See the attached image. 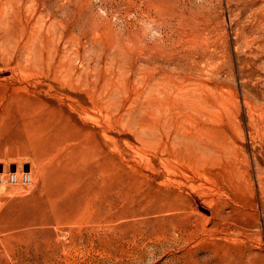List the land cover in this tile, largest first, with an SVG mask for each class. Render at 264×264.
<instances>
[{
  "label": "rangeland",
  "instance_id": "1",
  "mask_svg": "<svg viewBox=\"0 0 264 264\" xmlns=\"http://www.w3.org/2000/svg\"><path fill=\"white\" fill-rule=\"evenodd\" d=\"M0 12V33L9 37L21 27L51 34L49 12L67 19L71 42L55 48L57 65L90 82V100L74 92L66 98L59 82L51 81L53 89L48 80L36 83L38 70L17 62L16 52L10 66L0 63L1 170L30 172L28 183H0V264H264V0H0ZM149 111L176 116L179 130L199 135L190 138L193 150L223 158L226 169L176 154L173 131L160 136L140 125L153 119ZM163 156H176L171 168ZM239 203L256 209L222 214ZM228 225L234 232L224 238Z\"/></svg>",
  "mask_w": 264,
  "mask_h": 264
},
{
  "label": "bare ground",
  "instance_id": "2",
  "mask_svg": "<svg viewBox=\"0 0 264 264\" xmlns=\"http://www.w3.org/2000/svg\"><path fill=\"white\" fill-rule=\"evenodd\" d=\"M160 8V7H159ZM0 15H5V12L4 13H1L0 12ZM52 16L53 17V30L51 31L52 33L51 34H41L40 36L39 35H37V33H36V31H32V33H31V31H28L27 30V28H25V27H21V31L19 32H17V33H15L12 37H9L6 33H0V63L1 64H5V63H8V62H10L11 60H12V56H13V54L16 52V55H18V58H17V62H20L21 60H25L26 61V63H28V64H30V65H32V66H34L35 67V69H37L38 70V73H39V78L36 80V83H38V84H44L45 82V80H48V81H50V82H46L47 83V85H48V87H50L51 89H53L54 88V86L52 85L53 84V82L51 83V81H57V82H59L60 83V85H61V88H64L65 90H66V92L68 93V94H65L64 96L66 97V98H69V97H71V94H70V92L72 93V92H74V93H76V94H78V97H82V99H83V96H81L80 94H85L86 96H87V99H89V97H90V87H89V85H90V82L88 83L86 80H85V78L83 77L82 79H80V82H77L76 81V76H73V74L70 72V70H69V68H63V67H60L59 65H57V60H56V55H54L55 53H56V49L55 48H57L58 47V44H59V42H71V35H72V33H71V28H70V24H69V21L67 20V19H62V18H58V17H56V15H54V14H51V12H49V16ZM160 17V16H159ZM166 18V17H165ZM199 20H201V19H199ZM261 23V22H260ZM178 25V24H177ZM182 26V25H181ZM51 28V27H50ZM182 28V27H181ZM259 28V27H258ZM55 29V30H54ZM135 31V30H134ZM138 32V31H137ZM136 32V33H137ZM183 32H186V30L185 31H183ZM182 32V33H183ZM193 32H195V31H193ZM197 32V31H196ZM262 32V31H261ZM142 33H143V31H142ZM191 34V33H190ZM137 35V34H136ZM144 35V34H143ZM196 35V34H195ZM122 36V35H121ZM127 36V35H126ZM135 36V35H134ZM191 36V35H190ZM182 37H184V36H182ZM189 37V36H188ZM196 37V36H195ZM44 38H46V39H44ZM197 38V37H196ZM49 39V40H48ZM130 39V38H129ZM143 39V38H142ZM182 39H184V38H182ZM186 39V38H185ZM50 40H56V43H55V45L53 46L52 44H50ZM145 40V39H144ZM43 41H46V42H44V43H42ZM194 41V40H193ZM198 41V40H197ZM259 41V40H258ZM125 42V41H124ZM251 42V41H250ZM123 43V42H122ZM130 44H131V42H129ZM135 43V42H134ZM138 43V42H137ZM143 43V42H142ZM151 43V42H150ZM261 43V42H260ZM49 44H50V47H51V49H50V47H49ZM126 44V43H125ZM129 44V45H130ZM166 44V43H165ZM180 44V43H179ZM184 44V43H183ZM197 44V43H196ZM244 44V43H243ZM128 45V44H127ZM126 45V46H127ZM137 45V44H136ZM185 45V44H184ZM198 45H199V43H198ZM117 46V45H116ZM125 46V45H124ZM131 46V45H130ZM130 46H129V50H130ZM149 46V45H148ZM176 46V45H175ZM186 46V45H185ZM36 47V48H35ZM119 47H121V46H119ZM134 47V46H133ZM147 47V46H146ZM38 48V49H37ZM52 48L53 49H55V50H52ZM122 48V47H121ZM124 48V47H123ZM138 48V47H137ZM152 48V47H151ZM163 48V47H162ZM251 48V47H250ZM113 49V48H112ZM119 49V51H120V48H118ZM175 49V48H174ZM116 50V49H115ZM134 50V49H133ZM140 50V49H139ZM138 50V51H139ZM185 50V49H184ZM149 51H151L150 50V48H149ZM187 51V50H186ZM45 52V53H44ZM116 52V51H115ZM118 52V51H117ZM148 52V51H147ZM181 52V51H180ZM184 51H182V53H183ZM257 52V51H256ZM146 53V52H145ZM110 54V53H109ZM112 54V53H111ZM117 54H119V53H117ZM121 55H122V52L120 53ZM135 54V53H134ZM141 54V53H140ZM148 54H150L149 52H148ZM139 55V54H138ZM142 55H144V54H141V56ZM146 55H147V53H146ZM146 55H144V56H146ZM117 56V55H116ZM134 56V55H133ZM19 57H23V59H20ZM119 57V56H118ZM138 57V56H137ZM147 57V56H146ZM181 57V56H180ZM120 58V57H119ZM136 58V57H135ZM143 58V57H142ZM189 58V57H188ZM191 58V57H190ZM189 58V59H190ZM122 59V58H121ZM153 59V58H152ZM14 60V59H13ZM116 60V59H115ZM150 60V59H149ZM156 60V59H155ZM188 60V59H187ZM207 60H208V58H207ZM210 60V59H209ZM120 61V60H119ZM142 62H143V60H141ZM159 61V60H158ZM185 61V60H184ZM212 61V60H211ZM146 62H149V61H146ZM135 63V62H134ZM143 64V63H142ZM144 64H146V63H144ZM170 64V63H169ZM184 64V63H183ZM211 64H212V62H211ZM214 64V63H213ZM8 65H9V63H8ZM23 65H25V64H23ZM6 65H4L2 68H4ZM10 66V65H9ZM143 66V65H142ZM141 65H140V68L142 67ZM191 66V65H190ZM192 66H193V64H192ZM218 66V65H217ZM1 67V66H0ZM144 68H145V70L144 71H146V69L147 68H149L150 69V67H151V65L149 66L148 65V67L147 66H143ZM142 67V68H143ZM164 67H165V64H164ZM198 67H200V66H198ZM218 67H220V66H218ZM6 68V67H5ZM139 68V69H140ZM152 68V67H151ZM210 68H212V67H210ZM196 69V68H195ZM216 69V68H215ZM142 70V69H141ZM148 70V69H147ZM153 70V69H152ZM162 70V69H161ZM167 70V69H166ZM165 70V71H166ZM183 70H185V69H183ZM190 70H193V69H190ZM199 70V69H198ZM3 71H4V69H3ZM151 71V70H150ZM187 71V70H186ZM141 72V71H140ZM147 72V71H146ZM167 72H168V70H167ZM166 72V73H167ZM189 72V71H188ZM188 72H187V74H188ZM211 72H213V71H211ZM214 72H215V70H214ZM138 73V72H137ZM143 73H145V72H143ZM161 73V72H160ZM170 73V72H169ZM172 73V72H171ZM178 73V72H177ZM192 73V72H191ZM191 73H189L187 76L189 77L190 75H191ZM199 73V72H198ZM148 74V73H147ZM181 74L182 73H180V76H181ZM184 74H186V73H184ZM183 74V75H184ZM201 74H203V73H201ZM200 74V75H201ZM207 74H209V73H207ZM212 74V73H211ZM215 74V73H214ZM218 74V73H217ZM151 75V74H150ZM162 75H163V73H162ZM167 75V74H166ZM170 75V74H169ZM182 75V76H183ZM192 75H193V73H192ZM191 75V76H192ZM199 75V74H198ZM199 75V76H200ZM7 76H8V74H7ZM142 76V75H141ZM140 76V77H141ZM160 76V75H159ZM185 76V75H184ZM183 76V77H184ZM195 76H196V74H195ZM199 76H197V77H199ZM203 76V75H202ZM202 76H200V77H202ZM207 76H209V75H207ZM217 76V75H216ZM6 77V76H5ZM162 77V76H161ZM164 78H166L165 76H163ZM163 77H162V79H163ZM197 77H196V79H197ZM199 77V78H200ZM213 77V76H212ZM211 77V78H212ZM215 77V76H214ZM214 77H213V79H214ZM143 78V77H142ZM193 78V77H192ZM203 78V77H202ZM206 78V77H205ZM209 78V77H208ZM217 78V77H216ZM2 79V78H1ZM144 79H147L146 78V74H145V78ZM143 79V80H144ZM168 79V78H167ZM169 79H171V78H169ZM190 80H191V78H189ZM3 80V79H2ZM173 80V79H172ZM175 80V79H174ZM178 80V79H177ZM176 80V81H177ZM184 80V79H183ZM198 80V82H199V79H197ZM215 80V79H214ZM217 80V79H216ZM215 80V81H216ZM147 81H148V79H147ZM156 81H157V79H156ZM158 81H159V79H158ZM163 81V80H162ZM200 81H202L201 79H200ZM212 80H210V81H208L209 83V85H212V82H211ZM1 82V81H0ZM6 82V81H5ZM154 82H155V80H154ZM205 82H207V81H205ZM205 82H204V84H205ZM210 82H211V84H210ZM112 83V82H111ZM143 83H145V82H143ZM160 83V82H159ZM164 83V82H163ZM174 83V82H173ZM180 83H181V80H180ZM179 83V84H180ZM182 83H184V82H182ZM194 83V82H193ZM4 84V83H3ZM6 84V83H5ZM8 84V83H7ZM153 84V83H152ZM169 84V83H168ZM178 84V85H179ZM187 84H188V82H187ZM201 84H203V83H200V85ZM207 84V83H206ZM104 85V84H103ZM144 85V84H143ZM147 85V84H146ZM178 85H176V86H178ZM185 85V84H184ZM183 85V86H184ZM198 84H196V86H197ZM213 85H215V87L217 86V83H214L213 82ZM129 86H130V84H129ZM180 86H181V84H180ZM179 86V87H180ZM127 86H125L124 88H126ZM168 86H165V88H167ZM171 87V86H170ZM185 87V86H184ZM183 87V88H184ZM190 87V86H189ZM194 87V86H193ZM198 87H201V86H199L198 85ZM204 87V86H203ZM206 87V86H205ZM211 87V86H210ZM214 87V88H215ZM5 88V87H4ZM105 88V87H104ZM218 87H216V89H217ZM6 89V88H5ZM138 89V88H137ZM191 89V88H190ZM198 89V88H197ZM205 89V88H204ZM206 89H207V87H206ZM219 90H221L220 88H218ZM182 90V89H181ZM203 90V89H202ZM201 90V91H202ZM129 91V90H128ZM138 91V90H137ZM147 91V90H146ZM199 91H200V89H199ZM208 91H210V90H208L207 89V92ZM226 91V90H225ZM0 92H2V90H0ZM6 92V91H5ZM162 92V91H161ZM180 92V91H179ZM178 92V93H179ZM182 92H183V90H182ZM181 92V93H182ZM205 92H206V90H205ZM222 92H223V89H222ZM101 93H102V91H101ZM104 93V92H103ZM148 93H149V90H148ZM147 93V94H148ZM169 93V92H168ZM168 93H166V94H168ZM194 93V92H193ZM210 93V92H209ZM4 94V93H3ZM138 94L139 93H135V97L136 98H138ZM161 94V93H160ZM183 94H184V92H183ZM196 94H198V93H196ZM200 94V93H199ZM201 94H203V93H201ZM204 94H208V93H204ZM211 94V93H210ZM6 95V94H5ZM9 95V94H8ZM98 95V94H97ZM105 95V94H104ZM103 95V96H104ZM137 95V96H136ZM173 95V94H172ZM209 95V94H208ZM208 95L206 96V97H208ZM103 96H102V98H103ZM153 96H155V95H153ZM203 96H205V95H203ZM203 96H201V98L203 97ZM1 97V96H0ZM6 97H7V95H6ZM151 97V96H150ZM160 97V96H159ZM159 97H158V99H159ZM220 97V96H219ZM219 97H216V99L218 98L219 99ZM86 98V97H85ZM167 98H168V96H167ZM181 98V97H180ZM179 98V99H180ZM185 98V97H184ZM209 98H211V100L209 99ZM209 98H207L208 100H210L211 101V103H212V96L211 97H209ZM5 99V96L4 95H2V98H1V100H3V101H5L4 100ZM130 99V98H129ZM148 99V98H147ZM146 99V100H147ZM169 99H171L170 97H169ZM172 99H173V97H172ZM187 99H189V98H187ZM202 99H205V98H202ZM206 99V100H207ZM90 100V99H89ZM128 100V99H127ZM126 100V101H127ZM138 100V99H137ZM143 101H145V99H142ZM142 100H140V101H142ZM149 100H151L150 98H149ZM149 100H147L146 102H148ZM160 100V99H159ZM195 100V99H194ZM207 100V101H208ZM78 101V103H79V105H80V107L82 108V109H84V108H86L85 107V105L83 104V103H81L79 100H77ZM155 101V100H154ZM153 101V103L155 104L156 103V101L154 102ZM163 101H164V99H163ZM173 101H174V99H173ZM181 101V100H180ZM179 101V102H180ZM187 101V100H186ZM202 101V100H201ZM214 101V100H213ZM151 102H152V100H151ZM157 102H159V101H157ZM162 102V101H161ZM193 102V101H192ZM191 102V103H192ZM152 103V104H153ZM164 103V102H163ZM184 103V102H183ZM188 103V102H187ZM209 103V102H208ZM8 104V103H7ZM6 104V105H7ZM142 104V103H141ZM143 104H145V103H143ZM165 104V103H164ZM171 104H173L172 102H171ZM170 104V105H171ZM186 103H184V105H185ZM189 104H190V101H189ZM195 104V103H194ZM210 104V103H209ZM217 104H218V102H217ZM3 106H5V103H3L2 104ZM131 105V104H130ZM140 105V104H139ZM145 105H147V104H145ZM145 105H143V108H144V106ZM163 104H161V106H162ZM167 105H168V103H167ZM175 105V104H174ZM180 105H181V103H180ZM180 105H178V106H180ZM183 105V104H182ZM183 105V106H184ZM8 106V105H7ZM132 106V105H131ZM137 106V105H136ZM136 106H135V108H136ZM156 106H158V104H156ZM159 106H160V104H159ZM160 106V107H161ZM176 106V105H175ZM174 106V107H175ZM177 106V107H178ZM186 106V105H185ZM196 106V110L197 109H199V107L197 106V105H195ZM195 106H193L194 108H195ZM133 107V106H132ZM139 107V106H138ZM137 107V108H138ZM162 107H164V106H162ZM166 107H169V106H166ZM190 107V106H189ZM193 107H191V109L193 108ZM128 108H130V107H128ZM134 108V107H133ZM142 108V109H143ZM172 108V107H171ZM186 108H188V107H186ZM23 109V108H22ZM21 109V110H22ZM25 109V108H24ZM27 109H30V108H27ZM37 109V108H36ZM105 109H107V107L105 108ZM182 109V108H181ZM214 109V108H213ZM212 109V110H213ZM31 110V109H30ZM148 110H150V108H148ZM159 110V109H158ZM162 110V109H161ZM163 110H164V108H163ZM162 110V111H163ZM166 110V109H165ZM172 110V109H171ZM173 110H178V109H174L173 108ZM180 110V109H179ZM195 110V109H194ZM202 110H204V109H202ZM29 111V110H28ZM146 111V113L148 112L147 111V109L145 110ZM151 111V110H150ZM149 111V112H150ZM155 111V110H154ZM162 111H160V112H162ZM167 111V110H166ZM169 111V110H168ZM191 111V110H190ZM198 111H200V110H198ZM23 112V111H22ZM31 112H35L34 110L33 111H31ZM153 112V111H152ZM157 111H155V113H156ZM173 112V111H172ZM177 112V111H176ZM182 112H184V111H180V113H182ZM186 112V111H185ZM184 112V113H185ZM26 113H27V111H26ZM25 113V114H26ZM30 113V112H29ZM122 113V112H121ZM120 113V114H121ZM141 113H142V111H141ZM140 113V114H141ZM154 113V112H153ZM152 113V114H153ZM151 114V112H150V114L153 116V119H152V117H151V122L153 123V125L151 124V125H149L148 123H146V122H148V121H146V119L148 118H150V117H145V115L143 116L142 114V116H140L139 117V120L140 121H142L141 120V117L144 119V117H145V119H144V121L142 122V123H140L139 122V120L136 122V123H138V125H139V123H140V125H145V126H148L147 127V129L149 128V130L151 131V132H153L155 135H162L163 133H164V129L163 128H166L168 131H169V133L171 132V131H173V134H174V138H172V139H174L175 140V142H173V143H171L170 144V146L171 147H173V148H176L175 150H176V154H177V148H179V149H181L180 151H178V152H180V156H181V152L182 151H184L185 153H186V156L189 158V159H191V160H194V164H200V163H205V164H210V166L211 165H224V166H222V167H225V163H227V162H225L224 160H223V158H218V157H216V156H214V154H212V153H208V152H206V153H203V154H200V153H198V152H196L195 150H193V145L191 144V139L190 138H194V137H199V135H192L191 133H190V131H187V129H186V127L184 126H182L185 130H179L178 129V126H177V118H176V116H175V120H174V116H173V119L171 118V120L170 119H160V118H156V117H161L162 116V114L163 113H165L164 111L162 112V113H159V114H161V116H159V114ZM158 113V112H157ZM171 113V112H170ZM182 114V115H184V116H186L187 117V119H189L188 117H189V115H190V113H188L187 115H185V114ZM193 113H195L194 111H193ZM24 114V113H23ZM28 114V113H27ZM175 114V113H174ZM191 114H192V111H191ZM210 114H213L212 112L210 113ZM33 115H35L36 116V114H33ZM32 115V116H33ZM90 115V114H89ZM149 115V114H148ZM150 115V116H151ZM177 115V114H176ZM194 115V114H193ZM204 115V114H203ZM214 115H216V114H214ZM31 116V115H30ZM38 116V115H37ZM171 116V115H170ZM205 116H206V114H205ZM208 116V115H207ZM177 117H179V114H178V116ZM191 117V116H190ZM194 117H195V115H194ZM198 117V116H197ZM196 117V118H197ZM200 117H202V114H201V116ZM97 118V117H96ZM209 118V117H208ZM208 118H206V119H208ZM212 118H213V115H212ZM212 118H211V120H212ZM215 118V117H214ZM177 119V120H176ZM184 119H186V118H184ZM184 119H182V120H184ZM198 119V118H197ZM201 118H199V120H200ZM205 119V120H206ZM211 120H210V122H211ZM214 120V119H213ZM135 121V120H134ZM146 121V122H145ZM149 121V122H150ZM188 121V120H187ZM191 122H192V120H190ZM145 122V123H144ZM183 122V121H182ZM194 122V121H193ZM196 122V121H195ZM135 123V124H136ZM180 123V122H179ZM188 123H189V121H188ZM200 123V122H199ZM40 124V123H39ZM173 124V128H172V130L170 129V125H172ZM193 124V123H192ZM210 124V123H209ZM49 125H51V124H49ZM48 125V126H49ZM121 125V124H120ZM122 125H125V124H122ZM180 125H182V123L180 124ZM185 125H186V123H185ZM198 125V124H197ZM197 125H195L194 126V124H193V127H196L195 129H197ZM205 125V124H204ZM52 126V125H51ZM55 126V125H54ZM126 126V125H125ZM124 126V127H125ZM145 126H144V128H145ZM188 127H189V125H187ZM201 126H202V123H201ZM210 126V125H209ZM214 126V125H213ZM213 126H211V127H213ZM192 127V128H193ZM199 127V126H198ZM208 127V126H207ZM210 127V128H211ZM216 127V126H215ZM126 129V128H125ZM194 129V128H193ZM202 129H203V127H202ZM206 129V128H205ZM204 129V130H205ZM209 129V128H208ZM213 129V128H212ZM211 129V130H212ZM190 130V129H189ZM213 130H215V128L213 129ZM212 130V131H213ZM133 131V130H132ZM187 131V132H186ZM198 131H200L199 129H198ZM196 132V131H195ZM194 132V134H198L199 132H197V133H195ZM203 131H200V133H202ZM206 132V131H205ZM216 133H217V131H215ZM193 133V132H192ZM182 134V135H181ZM202 134H204V133H202ZM207 134V133H206ZM44 135V134H43ZM184 135V136H183ZM211 136V139L213 138V137H215V135H214V133H213V137H212V133L210 134ZM164 136V135H163ZM203 136H206V135H203ZM208 137H209V135H207ZM107 137V136H106ZM169 137V136H168ZM207 137V138H208ZM156 138V137H155ZM205 138V137H204ZM203 139V138H202ZM216 139V138H215ZM214 139V140H215ZM160 140V139H159ZM165 140V139H164ZM164 140H163V142H164ZM157 141V143L159 142L158 141V139L156 140ZM168 141V140H167ZM170 141V140H169ZM212 141V140H211ZM216 141V140H215ZM65 142V141H64ZM203 142V141H202ZM57 143V142H56ZM99 143V142H98ZM166 143V142H165ZM178 143H180L182 146H180V144L178 145ZM201 143V142H200ZM199 143V144H200ZM207 143V142H206ZM216 143V142H215ZM184 144L186 145V146H184ZM219 144V143H218ZM56 145V144H55ZM157 145V144H156ZM155 145V146H156ZM169 145V144H168ZM215 145V144H214ZM196 146V145H195ZM200 146V145H199ZM217 146V145H216ZM219 146V145H218ZM183 147V148H182ZM172 148V149H173ZM196 148V147H195ZM214 148H216L215 146H214ZM224 149V148H223ZM161 150V149H160ZM204 150V149H203ZM219 150V149H218ZM225 150V149H224ZM100 152H99V154H100V156L102 157V159H103V154H102V151L101 150H99ZM205 151V150H204ZM64 152V151H63ZM216 152V151H215ZM224 152V151H223ZM232 153V152H231ZM64 154H65V152H64ZM163 154V153H162ZM175 154V153H174ZM184 154V153H183ZM234 154V153H233ZM232 154V155H233ZM217 155V154H216ZM61 156L63 157V155L61 154ZM226 156V155H225ZM69 157V156H68ZM99 157V156H98ZM159 157V156H158ZM176 156H174V158H175ZM235 157V156H234ZM65 158V157H64ZM70 158V157H69ZM84 158H85V156H84ZM162 159H164V156L163 157H161ZM169 158V157H168ZM168 158H166V159H168ZM172 158V157H171ZM174 158H172V159H174ZM180 158V157H179ZM228 158H229V156H228ZM57 159H58V157H57ZM162 159H160V160H162ZM166 159H164L165 161H167ZM172 159L170 160H168L167 161V164H169V166H170V163H168V162H170V161H172ZM182 159H184V158H182ZM230 159V158H229ZM59 160V159H58ZM64 160V159H63ZM70 160H72V159H70ZM163 160V161H164ZM175 160V159H174ZM173 160V161H174ZM181 160V159H180ZM57 161V160H56ZM184 161H186L185 159L184 160H182L181 161V165L183 164L182 162H184ZM224 161V162H223ZM89 162V161H88ZM87 162V163H88ZM174 162H176V161H174ZM187 162V161H186ZM185 162V163H186ZM232 162V161H231ZM61 163V162H60ZM161 163V162H160ZM166 163V162H165ZM178 163V162H177ZM246 163V162H245ZM238 164V163H237ZM54 166H55V164H53ZM86 165V164H85ZM174 165H176L175 163H174ZM174 165H172V166H174ZM186 166H188V168H189V170L190 169H192L193 167H192V165H190V164H185ZM202 165V164H201ZM230 165V164H229ZM232 165H233V162H232ZM235 165V164H234ZM189 166H191V167H189ZM206 166V165H205ZM205 166H203V167H205ZM210 166H208V168L210 167ZM73 167V166H72ZM165 167H167V166H165ZM176 167V166H175ZM185 167V166H184ZM216 167V166H215ZM220 167V166H219ZM52 168H53V166H52ZM61 168V167H60ZM93 168V167H92ZM170 168H171V166H170ZM173 168V167H172ZM179 168V167H178ZM187 168V169H188ZM231 168V166L228 168L227 167V169H229V170H227V171H230V172H232V169H230ZM234 168H237V167H234ZM49 169H51V168H49ZM48 169V170H49ZM69 169V168H68ZM115 169H118V168H116L115 167ZM168 169V167L166 168V169H164V170H167ZM186 169V168H185ZM207 169V168H206ZM219 169V168H218ZM224 169H226V167L224 168ZM47 170V171H48ZM52 170V169H51ZM119 170V169H118ZM171 169H168V171H170ZM180 170H182V169H180ZM192 170H195V168H193ZM192 170H191V172H192ZM203 170V169H202ZM215 170V169H214ZM74 171H76V170H74ZM90 171H91V169H90ZM115 171V170H114ZM167 171V172H168ZM203 171H205V170H203ZM210 171V170H209ZM213 171V170H212ZM212 171L210 172L212 175H214L213 173H212ZM236 171V170H235ZM240 171V170H239ZM68 172V171H67ZM93 172H95V171H93ZM92 172V173H93ZM189 172V171H188ZM197 172L200 174V172L201 173H203L202 171H201V169H200V172H199V170H197ZM221 172V171H220ZM241 172V173H240ZM239 173L240 174H242V172L243 171H240ZM198 173H196L197 175H198ZM206 173V171L204 172V174ZM210 173H208L207 172V174H209L210 175ZM215 173H217V172H215ZM219 173V172H218ZM98 174V173H97ZM221 174H222V172H221ZM224 174V173H223ZM239 174V175H240ZM56 176H57V172H56V174H55ZM69 174H67V176H68ZM201 175V174H200ZM203 175V174H202ZM207 175L208 177H212V175ZM218 178H219V175L220 174H215ZM225 175V174H224ZM227 175V174H226ZM70 176V175H69ZM206 175H204V177H205ZM229 178H230V175H227ZM238 176V175H237ZM243 176V175H242ZM165 177H167V176H165ZM207 177V178H208ZM214 177V176H213ZM221 177V176H220ZM228 177H226V178H228ZM133 178V177H132ZM217 178V179H218ZM224 178H225V176H224ZM62 179V178H61ZM79 179H81V178H79ZM121 179V178H120ZM123 179V178H122ZM131 179V178H130ZM162 179V178H161ZM167 179V178H166ZM165 179V180H166ZM212 179V178H211ZM214 179V178H213ZM232 179V176H231V178H230V180ZM241 179H243L242 177H241ZM53 180V179H52ZM58 182L60 181V178H57L56 179ZM221 180H223V179H221ZM225 181V180H224ZM234 181V180H233ZM232 180H231V182L230 183H232L233 182ZM236 181V180H235ZM235 181H234V184H235ZM242 181H244V180H242ZM58 182L57 183H55L56 184V186L58 187L57 189H58V193H59V189L61 188V186L58 184ZM61 182H62V180H61ZM64 182H65V180H64ZM67 182V181H66ZM220 182V181H219ZM227 183V182H226ZM240 183V182H239ZM58 184V185H57ZM95 184V183H94ZM221 184H222V182H221ZM236 184H238V181H237V183ZM235 184V185H236ZM241 185V184H240ZM97 186V185H96ZM149 186V185H148ZM218 186V185H217ZM221 186V185H220ZM224 186V185H223ZM227 186H228V183H227ZM230 187V186H229ZM228 187V188H229ZM64 188V187H63ZM75 187H73V189H74ZM81 188V187H80ZM89 188V187H88ZM150 188V187H149ZM96 189V188H95ZM178 189V188H177ZM230 189H231V187H230ZM75 190V189H74ZM220 190H222V189H220ZM224 190V189H223ZM68 191V190H67ZM150 191V190H149ZM77 192V191H76ZM145 192V191H144ZM219 192V191H218ZM67 193V192H66ZM69 193V192H68ZM71 193V192H70ZM147 193H148V191H147ZM147 193H145V194H147ZM150 193V192H149ZM148 193V194H149ZM223 193H224V191H223ZM228 193V192H227ZM142 194H143V192H142ZM147 194V195H148ZM226 194V193H225ZM53 195V194H52ZM73 195V194H72ZM92 195V194H91ZM144 195V194H143ZM151 196L153 195V193L152 194H150ZM154 195H155V193H154ZM153 195V196H154ZM158 197H159V195H158V193L156 194ZM155 195V197H157ZM165 195V194H164ZM228 195V194H227ZM231 195V194H230ZM229 195V196H230ZM63 196V195H62ZM77 196V195H76ZM84 196V195H83ZM99 196V195H98ZM152 196V197H153ZM56 197V196H55ZM71 197V196H70ZM74 197H75V195H74ZM89 197V196H88ZM145 197V196H144ZM143 197V198H144ZM146 197H148V196H146ZM151 197V198H152ZM154 197V198H155ZM68 198V197H67ZM86 198V197H85ZM91 198V197H90ZM143 198H141L142 200H145V199H143ZM149 198H150V196H149ZM54 199V198H53ZM75 200H76V198H74ZM80 199V198H79ZM59 200V199H58ZM58 200L55 202V203H58ZM141 200V201H142ZM206 200H207V198H206ZM210 200V199H209ZM54 201H55V199H54ZM61 201V199L59 200V202ZM84 201V200H83ZM211 201V200H210ZM233 201H235V200H233ZM90 202H91V200H90ZM239 202V201H238ZM250 202H252V201H250ZM54 203V204H55ZM61 203V202H60ZM62 203H65L64 201L62 202ZM210 203V202H209ZM208 203V204H209ZM235 203V202H234ZM244 203V202H243ZM249 203V202H248ZM53 204V205H54ZM67 204V203H66ZM66 204H63V206L65 205L66 206ZM87 204V203H86ZM236 204H237V202H236ZM240 204V203H239ZM255 203H253V204H250V207H248V208H246L245 206H243L242 204H240V205H237V206H235V207H233V206H230V207H228V209H225L224 210V212L222 213V214H226V215H230L231 214V212L232 211H235L237 214H238V216L239 215H242V214H245V212H248V211H250L251 209L253 210V211H255V205H254ZM90 205H91V203H90ZM124 205V204H123ZM88 206V205H87ZM78 207V206H77ZM90 207V206H89ZM140 207H141V203H140ZM167 205H165L164 204V206H161V209L160 210H163V209H167ZM62 209H63V207H62ZM220 209V208H219ZM222 209H223V206H222ZM222 209H220V211L222 210ZM216 210H218V209H216ZM84 211H86V210H84ZM206 211V210H205ZM219 211V210H218ZM219 211V212H220ZM139 212V211H138ZM137 211H136V214L138 213ZM218 212V213H219ZM73 213V212H72ZM140 213V212H139ZM221 213V212H220ZM70 214H71V212H70ZM80 214V213H79ZM85 214V213H84ZM134 214V213H133ZM141 214V213H140ZM76 216L78 215V214H75ZM216 215V214H215ZM70 217H71V215H69ZM75 216V217H76ZM87 216V215H86ZM135 216V215H134ZM72 217H74V216H72ZM241 217H243V216H241ZM139 218V217H138ZM226 218H227V216H226ZM69 219V218H68ZM73 219V218H72ZM95 219V218H94ZM144 219V218H143ZM70 220H71V218H70ZM138 220V219H137ZM140 220H141V218L139 219V222H140ZM221 220H222V218H221ZM76 221V220H75ZM136 221V220H135ZM231 221V220H230ZM204 222V221H203ZM232 222V221H231ZM133 223V222H132ZM137 223H138V221H137ZM235 223V222H234ZM135 224V223H134ZM226 224V223H225ZM136 225V224H135ZM220 225V224H219ZM99 226V225H98ZM232 226H234V225H232ZM232 226H230V225H228L227 227H225L224 228V232H223V237L224 238H228L230 235H232L233 234V232H234V230H233V227ZM219 227V226H218ZM136 228V227H135ZM178 228V227H177ZM208 232V231H207ZM220 232V231H219ZM130 234H133L132 232H130ZM133 236V235H132ZM131 236V237H132ZM130 237V236H129ZM136 237V236H135ZM126 238H127V235H126ZM133 239V238H132ZM122 241H123V239H122ZM135 241V240H134ZM107 242V241H106ZM124 244V243H123ZM220 244H222V246L223 245H225L224 247L225 248H229V246L230 245H228L227 243H220ZM218 245V244H217ZM214 248V247H213ZM216 248H217V246H216ZM222 248V247H221ZM220 249V248H219ZM216 250V249H215ZM227 252V250H224V251H222V253H221V257H225V253ZM191 254H192V252H190ZM193 257L194 256H192V260H193ZM197 264H204V263H202V262H197Z\"/></svg>",
  "mask_w": 264,
  "mask_h": 264
},
{
  "label": "built area",
  "instance_id": "3",
  "mask_svg": "<svg viewBox=\"0 0 264 264\" xmlns=\"http://www.w3.org/2000/svg\"><path fill=\"white\" fill-rule=\"evenodd\" d=\"M20 181L21 183H28L30 181V172L28 170L21 169L20 172L16 170H4L0 171V183H16Z\"/></svg>",
  "mask_w": 264,
  "mask_h": 264
},
{
  "label": "water",
  "instance_id": "4",
  "mask_svg": "<svg viewBox=\"0 0 264 264\" xmlns=\"http://www.w3.org/2000/svg\"><path fill=\"white\" fill-rule=\"evenodd\" d=\"M15 168V166L14 165H10V169L11 170H13ZM24 168L25 169H27L28 168V166L27 165H24ZM0 170H1V165H0Z\"/></svg>",
  "mask_w": 264,
  "mask_h": 264
}]
</instances>
